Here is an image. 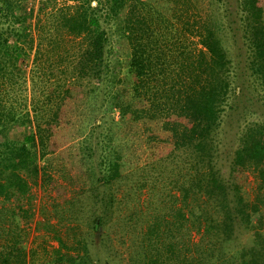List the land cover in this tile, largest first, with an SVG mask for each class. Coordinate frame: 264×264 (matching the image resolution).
<instances>
[{"label": "trees", "instance_id": "16d2710c", "mask_svg": "<svg viewBox=\"0 0 264 264\" xmlns=\"http://www.w3.org/2000/svg\"><path fill=\"white\" fill-rule=\"evenodd\" d=\"M31 1L0 0V200L32 216L24 205L46 178L42 161L80 137L71 118L93 102L123 120L160 122L147 137L154 157L174 165L170 184L184 203L162 218L164 230L148 226L142 245L153 252L129 264H264V0H209V13L195 0H36V11ZM105 119L84 144L99 160L95 185L110 190L126 166L108 144L91 148ZM249 171L260 181L254 201L243 192ZM109 195L106 209L116 200ZM98 208L87 234L73 247L59 237L44 264H112L114 255L98 250L110 249ZM1 247L0 264H29L21 246Z\"/></svg>", "mask_w": 264, "mask_h": 264}, {"label": "rangeland", "instance_id": "374dc122", "mask_svg": "<svg viewBox=\"0 0 264 264\" xmlns=\"http://www.w3.org/2000/svg\"><path fill=\"white\" fill-rule=\"evenodd\" d=\"M195 2L200 10L210 12L209 0ZM32 6L36 11V0L35 3L31 1L29 8ZM107 29L114 40L121 37L117 23L109 25ZM123 88L120 87V91ZM95 105L87 102L79 106V111L71 118L73 134L78 132L81 122L80 137L42 161V165L47 166L45 171L49 177L45 174L46 178L31 185L29 198L24 205L25 209L30 207L32 216H24L11 201L0 200V246L8 250L9 245L11 249L15 244L21 246L28 256L29 264H44L48 258H53L54 251L60 247L59 237L73 247L76 238L83 237L89 231L98 206L101 213L105 214L100 233L110 243V249L100 245L98 250L103 255L107 252L114 255L112 264H129L131 257L150 253L151 250L146 249L145 244L142 245L148 226L160 223L161 230H164L162 218L171 219L169 214L172 210L184 205L178 197L180 191L170 184L174 165L154 157V142L147 137L146 129L151 127L159 130L160 122L123 120L118 111L103 114L99 106ZM93 109L98 112L93 114ZM104 117L106 123L93 132L91 148L100 152L108 144L110 148L105 152L120 153L121 161L126 166L124 177L110 190L95 185L99 160L96 155L93 158L89 156L88 145L84 144L89 129L94 128V124ZM230 131L225 142L231 152L236 134L235 130ZM7 134L12 141H16L20 136L17 124L9 126ZM247 174L243 192L247 199L254 201L260 181L253 172ZM95 188V195H105V202H99L95 195L91 196L93 192L90 190ZM111 190L116 200L110 209H106ZM172 194L177 197L175 205L171 200ZM184 234L181 241L187 239V234ZM177 236L180 237L179 234ZM99 239L96 237V242ZM190 239L193 243L198 242L200 233L192 232Z\"/></svg>", "mask_w": 264, "mask_h": 264}]
</instances>
